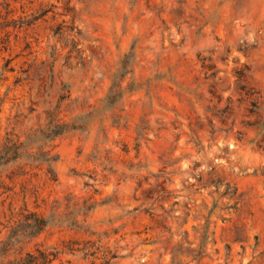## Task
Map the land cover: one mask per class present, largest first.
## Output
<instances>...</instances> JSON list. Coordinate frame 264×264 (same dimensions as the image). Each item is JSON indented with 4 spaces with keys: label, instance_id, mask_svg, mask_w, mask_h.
Listing matches in <instances>:
<instances>
[{
    "label": "rangeland",
    "instance_id": "374dc122",
    "mask_svg": "<svg viewBox=\"0 0 264 264\" xmlns=\"http://www.w3.org/2000/svg\"><path fill=\"white\" fill-rule=\"evenodd\" d=\"M12 1L40 18L0 53V138L66 83L86 117L7 166L0 216H44L53 264H264V0Z\"/></svg>",
    "mask_w": 264,
    "mask_h": 264
},
{
    "label": "trees",
    "instance_id": "16d2710c",
    "mask_svg": "<svg viewBox=\"0 0 264 264\" xmlns=\"http://www.w3.org/2000/svg\"><path fill=\"white\" fill-rule=\"evenodd\" d=\"M39 18L40 14L30 12L24 4L17 6L12 0H0V53L11 50L19 40V34ZM25 44L26 48L31 46V42L26 41ZM13 59H6L0 74L6 70L16 69L11 65ZM51 68V73L47 74L44 68H40L33 60L28 68L23 70L25 77L18 75L15 81L17 83L25 81L30 86L36 82L39 86L37 92L35 91L36 96V93L40 94L41 87L48 85L49 88H53L57 84L58 77L53 67ZM66 84L60 88L63 94L59 103L52 106L50 99H44L43 104L49 105L43 110L47 122L44 120V123L41 122V112L37 116L39 121L29 124L22 131H17V126L23 122L16 117L11 129L6 131L4 138H0V199L13 190L3 177L9 164L27 158L51 161L52 159L48 157L50 150L46 149V139H54L69 131L85 129L84 114L72 116L64 113L62 109L61 102L71 98V86ZM7 196L9 198L10 194ZM47 225L48 220L37 211L31 210L27 203L18 210L11 209L9 217L5 216V219L0 216V264H53L59 258L58 250L45 248L39 243L32 245Z\"/></svg>",
    "mask_w": 264,
    "mask_h": 264
}]
</instances>
